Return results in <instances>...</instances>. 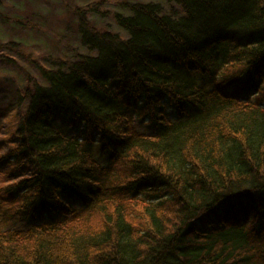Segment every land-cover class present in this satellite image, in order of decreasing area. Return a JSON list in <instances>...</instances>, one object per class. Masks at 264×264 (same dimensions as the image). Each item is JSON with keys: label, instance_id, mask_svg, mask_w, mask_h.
Returning <instances> with one entry per match:
<instances>
[{"label": "trees", "instance_id": "1", "mask_svg": "<svg viewBox=\"0 0 264 264\" xmlns=\"http://www.w3.org/2000/svg\"><path fill=\"white\" fill-rule=\"evenodd\" d=\"M166 2L67 4L58 65L0 42L41 76L0 75V264H264V0Z\"/></svg>", "mask_w": 264, "mask_h": 264}, {"label": "rangeland", "instance_id": "2", "mask_svg": "<svg viewBox=\"0 0 264 264\" xmlns=\"http://www.w3.org/2000/svg\"><path fill=\"white\" fill-rule=\"evenodd\" d=\"M124 1H156L166 3V7H169L166 0H0V42L10 40L21 42L28 52L41 62L58 65V60L52 61L50 57L72 60L80 53H91L81 43L78 18L70 6H86L90 18L97 25L123 34V30L115 23L110 12L130 14L121 4ZM94 5L109 13L103 15L89 11ZM6 51L17 57L19 65L0 60V75L8 74L17 82H22L26 78V71L29 70L41 79L38 69L29 63L24 55L15 50ZM10 90V86L0 85V138L4 139L10 137L8 134L11 135L14 128L11 115L16 111L15 103L11 109L4 105L6 101L11 100ZM5 151L6 147L0 142V153Z\"/></svg>", "mask_w": 264, "mask_h": 264}]
</instances>
